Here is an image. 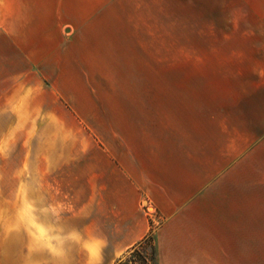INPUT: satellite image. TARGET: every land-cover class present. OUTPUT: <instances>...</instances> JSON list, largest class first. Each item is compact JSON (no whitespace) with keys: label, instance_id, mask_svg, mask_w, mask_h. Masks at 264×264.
<instances>
[{"label":"rangeland","instance_id":"374dc122","mask_svg":"<svg viewBox=\"0 0 264 264\" xmlns=\"http://www.w3.org/2000/svg\"><path fill=\"white\" fill-rule=\"evenodd\" d=\"M193 184L264 212V0H0V264L101 257L105 212Z\"/></svg>","mask_w":264,"mask_h":264},{"label":"crops","instance_id":"0c3cea01","mask_svg":"<svg viewBox=\"0 0 264 264\" xmlns=\"http://www.w3.org/2000/svg\"><path fill=\"white\" fill-rule=\"evenodd\" d=\"M158 187L159 212H105L102 256L90 248L83 264H116L152 229L155 264H264V212H207L201 184Z\"/></svg>","mask_w":264,"mask_h":264},{"label":"trees","instance_id":"16d2710c","mask_svg":"<svg viewBox=\"0 0 264 264\" xmlns=\"http://www.w3.org/2000/svg\"><path fill=\"white\" fill-rule=\"evenodd\" d=\"M151 240L153 245L152 257H148L144 252V246L148 240ZM156 261V247L154 243L153 229L151 233L145 236L140 242L131 247L127 253L120 258L116 264H155Z\"/></svg>","mask_w":264,"mask_h":264}]
</instances>
